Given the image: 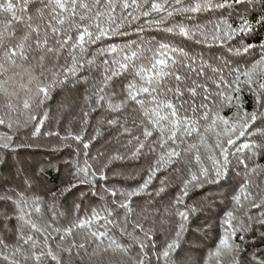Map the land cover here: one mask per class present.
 Returning a JSON list of instances; mask_svg holds the SVG:
<instances>
[{
	"label": "trees",
	"instance_id": "obj_1",
	"mask_svg": "<svg viewBox=\"0 0 264 264\" xmlns=\"http://www.w3.org/2000/svg\"><path fill=\"white\" fill-rule=\"evenodd\" d=\"M41 7V4L32 3L27 14L32 16L34 27L36 24L40 25L43 34L48 23V15L45 10V19L43 21L39 19L38 9ZM129 12L136 16L140 15L132 8L123 12L118 8L116 11L118 19L116 24L112 25L116 28L117 24H122L118 31L126 34H110L95 42H87L86 38L84 51L79 48L74 50L73 54L76 57L74 74L64 71L65 68L73 66L72 59L67 53L61 57L55 69L58 72L55 82L50 74H46L48 79L43 83L52 85L51 98L39 108L34 105L31 110L38 118H42L45 111L48 112V119L39 136H32L36 122L28 121L26 126L21 127L15 123L14 113L12 120L9 121L8 110L5 107L7 99L0 96V117L6 121L4 125H0V133L11 135L15 144L22 145L15 151L8 152L7 163L0 166V195H4L8 189L24 193V199L27 201L24 206L25 212L30 213L38 225L51 224L49 243L54 249L57 244L64 246L73 238L77 242H82L89 231L106 232L102 247L114 240L124 249L102 257L93 256L91 259L84 256L83 259L70 261V264H132L141 254L139 244L133 239L134 236H138L145 244L143 249L147 253L145 264H164V260L162 258L158 260L157 256L166 242L172 239L176 224L179 223L178 217L169 215V212L175 210L173 201L180 194L183 180L188 176L185 161L161 167L147 188L139 195L131 197L130 211L119 207L128 200L121 193L138 188L148 179L149 169L161 151L158 144L156 152L150 150L149 145L153 138H149L145 141V147L134 156L133 153L139 146L134 137L141 135V129L137 126L141 119L139 105L128 101L119 112L112 111L108 106L109 102L118 104L126 99L128 85L139 81L135 72L140 67H150L161 45H167L168 49L177 50L175 52L164 50L170 58V68L187 75L188 84L194 80L206 86L210 102L215 100L219 104L220 97L216 94L227 93L229 91L227 84L235 79L237 71L250 67L264 51L259 48V44L264 42V24L258 23L264 18V0H242L240 4H233L231 7L199 14H174L159 26L149 23L160 19V15L156 13L149 17L140 16L139 20L133 21L132 17L127 15ZM243 19L252 23L253 31L236 35L230 40L225 39L223 43L213 42L211 39L207 43H197L195 40L164 31V28L174 23L206 29H211L217 24L223 26L224 23L237 27ZM104 27L107 28V24ZM14 30L19 36L25 30L24 25L18 23ZM92 31L95 34L96 29L93 28ZM249 44L255 47L250 53H244L243 48ZM113 46L117 48L115 53L108 51ZM133 51L137 53L134 60L136 67L114 78L105 93H101L106 96V100L97 105L93 92L100 86L105 69L114 67L113 60H122L126 53L130 55ZM172 60L176 61L175 65H172ZM221 79L227 84L221 83ZM243 79L241 76V80ZM197 91L199 94L195 102L200 104L202 96L206 93L203 88ZM86 96H91L92 99L86 102ZM242 96L245 102L244 109L252 111L254 98L246 90L242 92ZM185 99L191 98L186 96ZM220 110L222 115L228 117L232 116L236 108L225 104ZM85 112L88 113L87 117L84 115ZM26 120L27 114L20 117L21 124ZM111 120L116 123H109ZM7 122H12V128L7 126ZM254 127L264 130V119H258ZM47 132L59 135H45ZM69 133L72 136L81 135L82 141L72 139ZM62 137L68 139H61ZM141 139L143 140L142 136ZM244 142L254 143L255 147L236 151V146H233L230 151L235 154L229 157L226 175L218 182L206 183L200 188L190 186L184 204L177 206L181 210L185 206L194 207L196 211L189 213L186 231L182 234L179 247L171 255L172 264H205L208 252L216 248L223 234L221 220L230 210L237 217L234 223L243 221L249 227L247 232L242 233L245 241L242 244L244 252L241 254L240 264H260L261 260H264V204L260 203L264 200V144L256 137H242L237 141V145ZM84 143L89 145L87 149L84 148ZM114 156L123 159L113 160ZM2 157L3 153H0V158ZM85 161L91 166L89 173H97L95 178L91 175L88 177L94 180L95 187L92 184L79 183L85 179L83 173L74 175L76 166H87ZM203 163L211 168V161L207 160L206 155L203 157ZM197 167L194 166L193 171ZM17 168L22 169L19 174ZM253 168L260 175L252 173ZM101 172L106 179H99ZM246 179L251 180L248 191L252 196L247 200L242 197L243 207L240 208L235 205L232 197L237 194ZM70 183H77L78 187L64 193L63 189ZM112 191L116 192L115 196L111 194ZM93 192L97 195H93ZM53 193L56 194L55 197ZM7 194L15 197L13 192ZM252 203L260 206L252 207ZM37 207L40 209L39 212L35 211ZM0 211L9 214L18 212L14 205L6 201H0ZM94 211L97 214L95 219ZM85 219L92 221L89 227L74 228L73 236L66 237L64 241L59 240L65 228ZM109 220L111 223H108ZM137 224L143 226V231L136 228ZM57 228L61 230L59 233L53 230ZM145 232L148 233L147 237L144 235ZM27 234H34L40 238L38 233H31V230L26 228L25 235ZM240 234H237V242ZM14 242V239H9V243ZM94 246L88 245L89 252ZM223 260L224 264H229L230 258L223 257ZM0 264L7 262L0 261ZM210 264H215V260L210 261Z\"/></svg>",
	"mask_w": 264,
	"mask_h": 264
},
{
	"label": "snow or ice",
	"instance_id": "obj_2",
	"mask_svg": "<svg viewBox=\"0 0 264 264\" xmlns=\"http://www.w3.org/2000/svg\"><path fill=\"white\" fill-rule=\"evenodd\" d=\"M241 2L242 0H131V2L129 0H0V96L7 99L5 107L8 110L9 121L12 120L13 113L15 114V123L21 127L26 126L28 121H34L36 123L32 136L37 137L41 134V128L48 119V112L45 111L43 117L38 118L31 110L34 105L39 108L51 98L50 88L52 85L43 83L45 79H48L46 74H50L55 82L58 75L55 69L65 53L71 57L73 66L65 68L64 71L74 74L76 64L74 50L79 48L84 51L86 38L87 42H95L110 34H126L118 31L122 24H117L116 28L112 27L118 19L116 16L118 8L122 12L129 8L138 11L140 13L138 16L131 12L127 13L133 21L139 20L140 16L149 17L156 13L160 15V19L149 21V23L159 26L174 14H199L231 7L233 4ZM32 3L42 5L38 9V17L41 21L45 19V10H47L48 23L43 34H41L40 25L36 24L34 27L32 16L27 14L29 5ZM18 23H22L25 29L19 36L14 30ZM258 23L264 24V18H261ZM105 24H107V28L104 27ZM93 28L96 29L95 34L92 31ZM164 31L195 40L197 43H207L209 39L213 42L223 43L225 39L230 40L236 35L252 32L253 25L247 19H243L237 27L224 23L223 26L214 25L211 29L199 26L191 28L182 23H174L164 28ZM254 47L249 44L243 48V52L250 53ZM259 48L264 50V42L259 44ZM165 49H168V46L161 45V49L158 55L153 57L150 67H140L135 72L139 81L128 85L126 99L118 104L109 102L108 106L112 111L119 112L128 101L139 105L141 119L137 126L141 129V135L134 137L139 145L133 153L134 156L145 147V141L149 138H153L149 145L150 150L156 152L157 144L161 150L153 166L149 169L148 179L138 188L121 193L128 200L121 203L120 208L130 211L131 197L139 195L146 189L161 167L176 162H186L188 176L183 180L180 194L173 201L175 210L169 212V215L178 217L179 223L176 224L172 239L166 242L157 256L158 260L161 258L164 260V264H172L171 255L179 247L182 234L186 231L189 213L196 211L194 207L185 206L183 210L177 207L184 204L190 186L200 188L206 183H216L224 177L230 163L229 157L235 154L230 151L233 146H236V151L255 147L254 143L249 142L237 145V141L242 137H256L261 140V144H264V130L254 127L258 119H264V51L250 67L243 71H237L235 79L230 84L221 79V83L227 84L229 91L216 94L220 97V103L217 104L215 100L210 102V94H207L206 86L198 84L194 80L188 84L189 77L187 75H182L170 68V58L164 51ZM168 50L177 51L176 49ZM108 51L115 53L117 48L113 46ZM32 53L35 55L33 56ZM136 58L135 51L130 55L126 53L122 60L112 61L114 67L105 69L100 86L93 92L97 105L106 100V96L101 93H105L114 78L121 76L130 68L136 67L134 64ZM105 63L108 62L105 61ZM175 63L176 61L172 60V65ZM241 76L244 77L243 80H241ZM217 87H220L219 83ZM200 88H203L206 94L202 96V102L197 104L195 98L199 94L197 90ZM245 90L252 95L255 101L253 110L250 112L244 109L245 102L242 92ZM186 96L191 99H185ZM91 99V96L85 97L86 102ZM225 104L228 107L236 108L232 116L225 117L221 114L220 109ZM147 105H151V107ZM26 114L27 120L21 124L20 117ZM84 115L87 117L88 113L85 112ZM108 122L116 123L114 120ZM5 123V119L0 117V125ZM133 123L136 122L133 121ZM7 126L12 128V122H7ZM45 135H59V133L47 132ZM69 136L78 142L83 139L81 135L72 136L69 133ZM188 138H192V140L189 141ZM61 139H68V137ZM21 146L14 143L11 135L0 133V153H3V157L0 158V166L7 163L8 152L15 151ZM88 146L87 143H84L85 149ZM204 155L207 160L211 161V168L203 163ZM112 159H123V157L114 156ZM85 164L87 165V161ZM194 166H198L195 171H193ZM90 167V165L76 166L74 175L78 176L83 173L85 179L79 183L92 184L95 187L94 180L88 179V177L91 175L95 178L97 173L90 174ZM245 167L247 166L245 165ZM21 171L22 169L17 168V174ZM40 171L42 173L43 168ZM251 172L256 173V169H251ZM256 174L260 175V173ZM99 179H106L103 172L100 173ZM250 183L251 180L246 179L237 194L232 197L235 205L240 208L243 207L242 197L247 200L252 196V193L248 191ZM76 187H78L77 183H70L63 189V192H71ZM7 192H13L15 197ZM7 192L0 195V201L10 202L18 212L9 214L6 211H0V261L7 262V264H70V261L83 259L84 256L91 259L93 256L102 257L109 253L124 251L114 240L102 247L107 234L97 231H89L82 242H77L73 238L64 246L57 244L54 249L49 243L51 224L38 225L31 218V214L25 212L24 206L27 201L24 199V193L15 189H8ZM92 194L97 195L96 192ZM111 194L115 196L116 192L112 191ZM55 195L53 193L54 197ZM260 203L264 204V200ZM259 206L252 203V207ZM35 211L39 212V207ZM108 214L111 215L110 212ZM96 217L97 214L94 211L93 219ZM236 220L237 217L233 211L225 213L221 220L223 234L216 248L208 252L205 264H210L213 259L215 264H224L223 257L230 258L229 264H240L241 254L244 252L242 244L245 241V236L242 233L247 232L249 227L243 221L234 223ZM91 222L88 219L80 220L71 227L65 228L63 235L59 236V240L64 241L66 237L73 236L74 228L89 227ZM108 223L111 221L109 220ZM26 228L30 229L31 233H38L42 239L34 234L25 235ZM136 228L143 231V226L140 224H137ZM53 230L57 233L61 231L58 228ZM238 233H241L238 237L239 242H237ZM126 234L133 235L132 233ZM144 235L147 237L148 233L145 232ZM9 239H14L15 242L9 243ZM133 239L139 244L141 254L132 264H145L147 260V253L143 251L145 244L138 236H134ZM90 244L95 245L91 252L88 247ZM260 264H264V260H261Z\"/></svg>",
	"mask_w": 264,
	"mask_h": 264
}]
</instances>
